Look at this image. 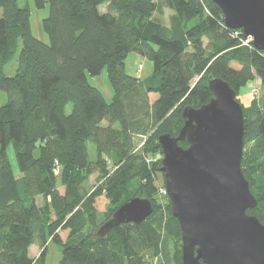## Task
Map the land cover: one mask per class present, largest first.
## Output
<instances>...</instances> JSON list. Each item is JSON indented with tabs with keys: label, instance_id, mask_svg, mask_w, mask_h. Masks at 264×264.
<instances>
[{
	"label": "trees",
	"instance_id": "1",
	"mask_svg": "<svg viewBox=\"0 0 264 264\" xmlns=\"http://www.w3.org/2000/svg\"><path fill=\"white\" fill-rule=\"evenodd\" d=\"M34 1L48 5L41 20L48 42L31 33L28 5L0 0V264H44L48 240L62 248L58 264H181L180 229L158 192V136L177 135L182 108L209 100V75L226 80L236 98L254 79L264 83V50L227 28L211 0ZM19 46L16 71L6 75ZM129 52L152 62L150 75L125 72ZM104 67L108 102L87 78ZM241 105V170L257 199L246 212L264 224V95ZM93 173L98 181L90 187ZM99 196L109 203L104 213L95 206ZM136 196L150 199L151 213L97 238L96 229ZM33 244L41 248L35 258Z\"/></svg>",
	"mask_w": 264,
	"mask_h": 264
},
{
	"label": "water",
	"instance_id": "2",
	"mask_svg": "<svg viewBox=\"0 0 264 264\" xmlns=\"http://www.w3.org/2000/svg\"><path fill=\"white\" fill-rule=\"evenodd\" d=\"M211 1L227 28L241 29L264 50V0ZM207 85L212 96L198 107L182 108L178 134L158 136L160 171L181 234V264H264V224L246 212L257 199L241 170L242 105L223 78L209 75ZM151 211L150 199L132 197L95 235L102 238L121 223H139Z\"/></svg>",
	"mask_w": 264,
	"mask_h": 264
},
{
	"label": "rangeland",
	"instance_id": "3",
	"mask_svg": "<svg viewBox=\"0 0 264 264\" xmlns=\"http://www.w3.org/2000/svg\"><path fill=\"white\" fill-rule=\"evenodd\" d=\"M21 5H28L30 9V27H31V33L33 36L36 38L48 42V37L47 34L43 31L42 26H41V20L43 17H45L48 13V5L45 3L44 6L42 7H36L35 1L34 0H20ZM101 11L105 10V5H101L99 7ZM170 10L165 9L164 10V22H168V17L170 15ZM248 38V37H247ZM206 42V40H205ZM19 49L15 52L14 56L12 57L11 60H9L4 66H3V72L6 75H13L16 71L17 68V62H18V54H19ZM140 65V66H139ZM125 72L128 74L140 76L142 78L147 77L148 75L151 74L152 72V62L136 53V52H129L126 60H125ZM88 81L92 84L98 87V89L101 90L104 99L108 102L110 100L111 94H112V89L110 86V83L107 78V70L106 67L103 68V70L95 76H91L87 74ZM244 89V88H243ZM242 89V90H243ZM246 92L243 94L246 95V97L240 96V100L243 99H248V98H253L255 95H264V83H261L258 78L254 79L251 83V85H248L246 89H244ZM239 100V99H238ZM6 101V93L3 91H0V105ZM245 106V105H244ZM87 148H88V158L89 160H93L95 158V147L93 143L88 142L87 143ZM6 154L9 159L11 169L13 171V174L16 175V177L20 176L19 173V167L18 163L16 161V156L15 152L13 149V146L11 143H8L6 146ZM96 173H93L89 177V182L88 185L92 187L95 185L98 181L96 177ZM162 176L160 174L157 175V183L159 184V189L158 192L162 194ZM164 184V181H163ZM59 190L62 192L63 187H59ZM38 201L40 202V197H38ZM108 200L104 196H99L96 201H95V206L99 210L100 213H104L107 208H108ZM67 231H60V236L62 239L66 237ZM41 251V248L33 244L30 246V256L31 257H36L39 255ZM62 257V248L54 243L51 240H48L46 243V251L43 256V263L44 264H58L60 259ZM152 264H158L156 259L152 260Z\"/></svg>",
	"mask_w": 264,
	"mask_h": 264
},
{
	"label": "crops",
	"instance_id": "4",
	"mask_svg": "<svg viewBox=\"0 0 264 264\" xmlns=\"http://www.w3.org/2000/svg\"><path fill=\"white\" fill-rule=\"evenodd\" d=\"M251 83H252V81L251 82H249L245 87H243L244 89H246L247 87H248V85H251ZM242 88V89H243ZM240 90V93L237 95V98L239 99V101L243 104V105H245V106H247V105H249V103H250V101H251V99L252 98H248L247 100L246 99H243V100H240V96H245L246 97V95L245 94H243L244 92H246L244 89L243 90ZM243 94V95H242ZM29 251H30V248H29ZM30 254V253H29Z\"/></svg>",
	"mask_w": 264,
	"mask_h": 264
},
{
	"label": "built area",
	"instance_id": "5",
	"mask_svg": "<svg viewBox=\"0 0 264 264\" xmlns=\"http://www.w3.org/2000/svg\"><path fill=\"white\" fill-rule=\"evenodd\" d=\"M249 41H250V38L248 37L246 40L243 41V43L246 44V43L249 42ZM139 66H140V65H139ZM161 189H162V194H166V189H165V187L163 186Z\"/></svg>",
	"mask_w": 264,
	"mask_h": 264
}]
</instances>
